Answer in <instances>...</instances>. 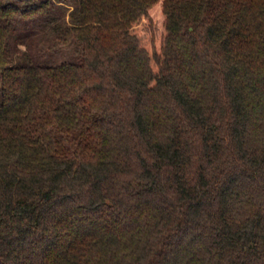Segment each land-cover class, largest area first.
Instances as JSON below:
<instances>
[{
	"label": "trees",
	"instance_id": "obj_1",
	"mask_svg": "<svg viewBox=\"0 0 264 264\" xmlns=\"http://www.w3.org/2000/svg\"><path fill=\"white\" fill-rule=\"evenodd\" d=\"M0 264H264V0H0Z\"/></svg>",
	"mask_w": 264,
	"mask_h": 264
},
{
	"label": "rangeland",
	"instance_id": "obj_2",
	"mask_svg": "<svg viewBox=\"0 0 264 264\" xmlns=\"http://www.w3.org/2000/svg\"><path fill=\"white\" fill-rule=\"evenodd\" d=\"M152 21H153V28H154V33L157 35L158 34V24L159 22L162 21V15L161 13L159 12V8L156 7L153 11H152ZM158 29V30H157ZM150 31L146 30V35L147 36H150Z\"/></svg>",
	"mask_w": 264,
	"mask_h": 264
}]
</instances>
